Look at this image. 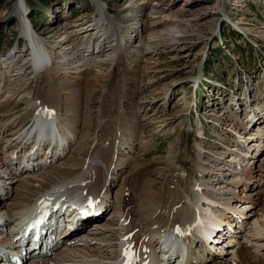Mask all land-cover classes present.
Masks as SVG:
<instances>
[{
    "label": "bare ground",
    "instance_id": "bare-ground-1",
    "mask_svg": "<svg viewBox=\"0 0 264 264\" xmlns=\"http://www.w3.org/2000/svg\"><path fill=\"white\" fill-rule=\"evenodd\" d=\"M17 1L18 6L22 9L16 12L19 24L16 26L15 36L27 41L25 46L27 52L25 53L18 49V46H15L8 49L7 55L0 57V117H6L3 120L0 119V140L15 145L10 148L11 151H9L7 158L2 157L3 151L0 146V200L3 199L1 195L4 192L7 196L14 194L13 202L0 201V216L8 224L5 227L0 224V248L10 243L15 244V241L8 239V228L14 225L12 221H16L15 214L34 200L28 198L29 194L37 193L36 195L39 196L37 200L44 202L46 197H43V194L46 191L49 189L59 190L60 188L64 189L71 198L82 203L85 208L88 207L89 211H95L96 214H92L89 219H78V226L74 231L78 234L62 246V251L59 250L62 243L74 232H69V228L60 227L56 231V233L59 232L57 238L50 234L53 237L51 241L53 245L49 250L42 251L43 243L48 237L43 236L38 240V244H34L37 245L35 252H32L27 259L22 258L21 264H119V260H122L124 264H136L138 260L144 259L146 256L152 264H164L165 262L158 261L156 255L158 245L153 236L157 230L166 225L186 224L190 218L197 216L199 218L209 217L218 223L222 220L226 223L231 222L234 227L239 224L237 229H242L246 216L243 217L245 210L240 206L245 204V207H254L253 205H259L262 197H264L261 195L262 190H258L256 181H252L257 176L255 175L256 171L264 170V162L258 164L260 153H257L258 147L264 145H262L261 140L263 133L260 130L264 120L263 115L260 116V113H264V97L262 104H258L257 108L256 106L252 107L247 113L250 115H246V119L248 118L252 124L250 125L251 128L247 130L246 121L237 119L235 122L237 124H228L231 127L229 129L230 134L233 137L227 139V137L218 134L222 139L221 142L225 144V146L222 144V151L205 147L203 141L206 137L204 135L205 126L202 120H196V129L199 135L202 134L203 140L196 142L198 152L195 157L194 168L199 183L198 198L194 205L182 196L183 187L187 184L177 176L179 170L177 164L181 166L185 174H187L188 169L186 164L180 161L179 154L157 158V164L160 161L165 163L168 171L167 177L164 178H162L163 169H161L154 177L150 171H146V175L147 173L148 175L142 179L144 174H141L140 165L135 163L132 167L133 171L126 176L120 190L118 189L116 192L115 200L110 199L106 206L100 202L93 203L95 201L90 200L88 194L99 195L105 192L107 195L112 190L117 173L112 170L116 165L113 163V151L111 149L99 141L92 146L88 143V134L84 133L78 138L74 150L75 154L78 155H74L72 158L73 161L78 160L79 162L74 164L59 162L61 158L67 155V149H70V146L77 141L78 130L76 131L65 121V115L63 116L60 109L54 108L52 98L53 96L59 98L65 94L70 96L68 95L69 91H80L81 89L74 88L72 85H63L64 87L59 88L57 76L60 74L68 75L77 70L78 75L75 76L81 77L83 75L81 70L86 69L83 78L87 80V83L91 82L92 84L101 77L107 81L112 75L107 72L105 75L102 74L107 70L105 64L107 61L110 59L115 61L123 56L132 61L142 59L144 53L150 52L155 47L172 51L177 44L183 45L184 42L182 41H189L192 38L189 37L192 36L190 34L192 30L197 31L195 24L191 22L192 20L181 19L178 16L180 11L165 14L160 12V17L154 15L157 13L154 10L158 8L155 5L149 8L151 9L149 13L133 14V12L143 10L142 7L144 6V4L134 5L133 3L124 10L123 19L120 20L110 15L107 0H89L98 6L94 20L83 25L80 28H85L82 29V32L72 34L81 25L77 24L80 19L75 20L74 25H68L71 21L69 14L57 15V22L64 26L59 37L52 43L44 38L41 29H38L33 20L29 19L28 0ZM23 10L26 11L25 17H23ZM234 24L239 27H237L238 31L243 34L250 30L248 25L239 22ZM79 33L87 35L88 39L83 40L82 38V42L78 46L74 43L73 38ZM125 33H129V36H125ZM183 34L185 35L180 37ZM93 37L96 41H93ZM25 63L29 64L30 69L24 68ZM28 71L31 72L29 78ZM129 73L130 77L131 71ZM43 75L46 79L41 82L43 87H48V90L40 89L38 86L34 91L28 88L29 79L33 78L39 81ZM198 75L193 77L195 87L199 86ZM23 84H26V87L23 86L24 89L21 87ZM87 92L89 98L94 95L92 88ZM26 93H33L31 96L27 95L28 99L25 102L27 106L20 111H14L17 102L23 97L25 98ZM70 97L73 104L84 105L88 102L84 96ZM43 108H45L47 115L40 118L39 112ZM73 116L78 119V114ZM27 117H30L32 123L26 127L23 122ZM102 121L103 119H101ZM154 121L155 117L152 118L151 122ZM82 122L83 125H81L85 128L88 125L86 116L83 117ZM134 126L131 127L134 128ZM131 127L127 128L130 129ZM103 128L106 129V127ZM83 131L86 132L85 129ZM214 131L218 132L217 130ZM132 136L130 135L128 138H132ZM35 138L40 142L42 141V144L45 141L53 140L56 145H61V148L58 152L51 151L49 155L42 154L41 152L44 150L37 148L34 156L28 157L24 162L22 158L26 154L29 156ZM249 139H255V141ZM125 143H119L117 148L122 147ZM252 143L258 144L255 147H253L255 144L250 145L251 151H249L246 146ZM176 145L174 143L173 146ZM143 146L147 151L148 146L146 144ZM25 147H27L26 151L20 155L21 150ZM81 153L86 154V157L82 158ZM146 155L147 153L145 157ZM108 161H110L109 164ZM252 162L253 165H251ZM30 164L32 165L31 168L28 167ZM68 165H72V167ZM146 168L149 169L150 167L146 165ZM22 169L26 171L20 174ZM260 175L263 174L260 173ZM137 182L140 184L138 185ZM8 184L12 186L8 187ZM83 191H85V195L79 196ZM246 201L250 203H245ZM114 202L117 206L109 214L108 219L104 222L100 221L103 213ZM216 205H220L222 208ZM99 211L101 213H97ZM91 221H95L93 222L94 225L86 230L85 227ZM235 221L236 223H234ZM237 229L231 231V238L235 239V234L241 231ZM262 233L264 234L261 230L258 231V235ZM59 237L60 239H58ZM158 237L161 238V234H158ZM30 240L32 241V236L26 241V248L31 247ZM223 243L227 244L228 242ZM169 245L168 242L166 246ZM191 246L192 243H186L184 246L187 253ZM220 246L219 249H223V246ZM234 247L225 246L224 248L227 249L226 252L230 250L235 257H239L243 261L247 257L248 251L244 246ZM7 251L10 252L4 251L0 255V260L9 259L7 261L3 259L0 264H15L14 258L21 257V254L18 253L17 249L10 246L7 247ZM216 254L215 251L203 248V252L200 250V252L193 254V257L188 255L186 264H226L224 260L219 258L220 255L216 257Z\"/></svg>",
    "mask_w": 264,
    "mask_h": 264
},
{
    "label": "rangeland",
    "instance_id": "rangeland-1",
    "mask_svg": "<svg viewBox=\"0 0 264 264\" xmlns=\"http://www.w3.org/2000/svg\"><path fill=\"white\" fill-rule=\"evenodd\" d=\"M155 1L107 0V6L110 9V15L120 20L123 19L124 10L128 9L131 3L134 5L144 4L143 10L133 12V14L149 13L151 11L149 8L152 5L158 7L157 10H154L157 12L154 15L159 17L160 12L165 14L180 11L178 16L187 21L192 20L197 31L192 30L190 33L192 36H189L192 38L189 41H182L183 45L177 44L172 51L155 47L150 52L145 51L144 57L135 61L126 56L115 61L106 60L107 70L102 74L105 75L106 72L112 74L107 81L101 77L92 84L91 82L87 83V80L83 78L86 69L81 70L82 78L75 76L78 75L77 70L68 75L57 76L59 88L63 85L79 88L80 91L71 90L68 95L84 96L88 101L84 105L73 104L71 97L66 94L59 98L57 96L52 98L54 108L60 109L63 116L65 115V121L76 131L78 130L77 141L70 146V149H67V155L59 162H68L69 164L79 162L78 160L73 161L72 158L74 155H78L74 150L78 138L84 133L88 134L87 140L92 146L98 141L104 143L113 151V163L116 165L112 168L117 173V175L115 174V184L109 192L111 195L109 198L115 200L116 192L118 189L120 190L126 176L133 171L132 167L135 163L140 165L141 174H144L142 179L147 177L146 171H150L154 177L161 169H163L161 174L164 178L167 177L168 171L165 163L160 161L157 164V158L179 154L180 161H183L188 169L185 174L181 166L177 164L179 169L177 176L187 184L183 187L182 196L194 205L198 198L199 183L194 168L198 152L196 142L203 140L202 137H199L201 134L196 132V120H202L205 126L204 135L206 137L203 140L205 147L222 151V144L224 146L225 144L221 142L220 136H225L227 139L233 137L228 124H237L236 120L241 121L244 116L246 119V115L252 107L256 106L257 108L258 104H262L264 97V0ZM18 5L17 0H0V57L7 55L8 49L15 46L25 53L27 52L26 41L15 36L16 26L19 24L16 12L22 9ZM27 6L30 8L29 19H32L37 28L41 29L44 38L52 43L59 37L64 26L57 22L59 15L69 14L71 21L68 25H74L76 23L74 21L80 19L77 24L81 25L76 28L77 31L72 33L75 34L82 32L83 28H80L94 20L98 7L89 0H28ZM235 22L248 25L249 32H244V30L242 31L245 34L239 32V27L234 24ZM184 35H180V37ZM125 36H129V33H125ZM82 38L86 40L88 36L80 33L74 35V43L79 46ZM93 41H96L94 37ZM28 65L25 63L23 66L30 69ZM29 71L28 78L31 76ZM130 71L131 76L129 77ZM197 74H199V86L194 90L192 83H195L193 82L195 79L193 77ZM44 79H46L44 75L42 79L39 78V81L33 78L29 79L28 82H31H27L29 84L27 86L33 91L38 87L47 89L48 87H43L41 82L45 81ZM23 86L26 87V84L21 85V87ZM90 88L94 95L89 98L87 91ZM32 94L26 93L25 98L23 97L19 102L16 100L17 105L14 111L24 109L27 106L25 104L28 99L27 95L31 96ZM77 114L79 120L73 116ZM262 115L264 117V113H260V116ZM85 116L88 125L84 128L82 119ZM154 117L155 121L151 122ZM5 118L0 117L1 120ZM101 119H103L102 122ZM263 121L261 129H259L264 134ZM31 123L32 120L27 117L23 125L27 127ZM127 127H131V131ZM263 134H261L262 138L260 137L262 145L264 144ZM130 135H133L132 138H128ZM249 140L255 141V139ZM131 141H133L132 144H130ZM122 142L126 143L117 148V145ZM174 143L177 145L173 146ZM258 143H254L255 145L252 143L246 147L251 151L250 145L255 147ZM144 144L148 146L147 151L143 148ZM0 146L3 151L2 157L7 158L11 151L10 148L15 145L0 140ZM26 149L27 147L23 148L20 155ZM257 153H260L258 164L264 162V145L258 147ZM81 157L85 158L86 154L81 153ZM109 163L110 161H108ZM146 165L150 168H146ZM68 166L72 167V165ZM23 171L26 170L22 169L20 174L24 173ZM255 175L257 176L252 181H256L258 190L263 192L264 170L256 171ZM134 177L136 176L134 175ZM257 179L260 180L259 183H257ZM137 184L140 183L137 182ZM7 186L11 187L12 185L8 184ZM262 192L261 195L264 196V192ZM36 194H29L28 198L32 200L37 196ZM1 196L2 202H13L14 194L7 196L4 192ZM245 203L250 202L246 201ZM116 206L117 204L114 202L99 220L106 221ZM253 206L245 207V204L240 206L245 210L243 217L246 216V221L242 229L238 228L241 230L237 236L239 240L233 244L235 247L244 246L248 255L241 261L230 250L226 252V248L216 251V257L220 255L219 258L226 264H264V234L258 235L259 230L264 232V197L259 205ZM256 212L258 213L255 214ZM93 222L95 221L87 224L86 230L94 225ZM77 234L78 232H74L66 239L59 250L62 251V246ZM233 245L226 246L234 247Z\"/></svg>",
    "mask_w": 264,
    "mask_h": 264
},
{
    "label": "snow or ice",
    "instance_id": "snow-or-ice-1",
    "mask_svg": "<svg viewBox=\"0 0 264 264\" xmlns=\"http://www.w3.org/2000/svg\"><path fill=\"white\" fill-rule=\"evenodd\" d=\"M179 231V230H178Z\"/></svg>",
    "mask_w": 264,
    "mask_h": 264
}]
</instances>
